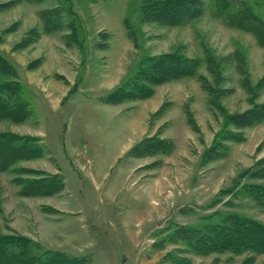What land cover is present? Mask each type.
Returning <instances> with one entry per match:
<instances>
[{"label":"rangeland","instance_id":"374dc122","mask_svg":"<svg viewBox=\"0 0 264 264\" xmlns=\"http://www.w3.org/2000/svg\"><path fill=\"white\" fill-rule=\"evenodd\" d=\"M143 1L0 0V55L17 72L0 71V85L18 82L31 110L24 122L0 120V134L39 138L46 150L0 169V235L27 238L41 264L57 252L87 260L75 264H264V252L193 247L195 230L231 214L264 224V206L249 189L264 183L249 174L264 159V121L227 122L264 104V46L228 25V12L217 15L220 0H201L203 16L181 26L142 22ZM229 5L264 22V0ZM55 10L47 33L40 14ZM176 51L200 61L198 74L222 109L196 77L161 83L150 98L105 102L149 57ZM148 138L175 149L132 155ZM55 176L57 187L64 182L57 194L22 193Z\"/></svg>","mask_w":264,"mask_h":264},{"label":"trees","instance_id":"16d2710c","mask_svg":"<svg viewBox=\"0 0 264 264\" xmlns=\"http://www.w3.org/2000/svg\"><path fill=\"white\" fill-rule=\"evenodd\" d=\"M217 15H225V21L230 26L237 27L243 31L252 33L259 44L264 46V22L251 10L241 9L236 12L230 9L229 0H220ZM140 12L142 22H157L168 26H181L203 16L205 5L201 0H146L141 3ZM57 13V10L45 11L40 14L44 21V28L47 33H52L50 16ZM55 31V30H54ZM241 63L243 58L237 52ZM146 65L116 90L105 97V102L121 103L125 100H140L150 98L155 93V87L161 83L181 80L184 78L196 77L203 82L204 89L211 95L210 103L217 109H222L219 105L211 86L204 81L203 76L198 74L199 60L188 58L180 52H174L159 57H149ZM206 62L208 69L214 70V60L207 55ZM0 71L8 76H16L17 72L10 62L0 55ZM248 90H251L249 82L244 83ZM21 86L18 82L3 83L0 85V120H12L14 122H24L30 117L31 110L27 103L20 100ZM264 121V104L256 105L243 114L228 116V124L236 127H250ZM189 122L195 127L194 121L189 117ZM239 136V135H238ZM237 134H225L228 140L238 141ZM39 138L17 137L11 134H0V169L8 170L14 164L22 160L39 159L46 155L44 146ZM217 145L212 146L205 153V159H212L211 156L217 151ZM216 147V148H215ZM175 149L174 143L168 139L148 138L137 144L131 154L149 155L162 154L168 155ZM250 177L256 180H264V159L249 170ZM62 180V177H51L46 181H39L34 186L23 188L24 195L31 196H52L62 191L64 182L60 187L55 183ZM48 182L50 184H48ZM49 185L48 187L46 185ZM252 195L258 203L264 206V183H253L249 186ZM196 242L193 247L196 252H239L240 250H252L264 252V224L237 214H231L222 224L210 225L204 230H195ZM20 246H17V244ZM21 243H24L22 246ZM30 242L25 237L0 235V264H41L35 256L28 251ZM17 249V250H14ZM60 258H53L44 264H75L81 261L86 262L85 258H72L64 253L57 252Z\"/></svg>","mask_w":264,"mask_h":264},{"label":"crops","instance_id":"0c3cea01","mask_svg":"<svg viewBox=\"0 0 264 264\" xmlns=\"http://www.w3.org/2000/svg\"><path fill=\"white\" fill-rule=\"evenodd\" d=\"M158 94H159V92H158V90H156V94L154 97H156V95H158ZM62 253H65V252H62ZM65 254H67V253H65Z\"/></svg>","mask_w":264,"mask_h":264}]
</instances>
